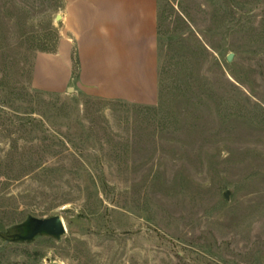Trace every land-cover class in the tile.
<instances>
[{
	"label": "rangeland",
	"instance_id": "374dc122",
	"mask_svg": "<svg viewBox=\"0 0 264 264\" xmlns=\"http://www.w3.org/2000/svg\"><path fill=\"white\" fill-rule=\"evenodd\" d=\"M158 6L143 106L35 89L64 1L0 0V264H264V0Z\"/></svg>",
	"mask_w": 264,
	"mask_h": 264
},
{
	"label": "crops",
	"instance_id": "0c3cea01",
	"mask_svg": "<svg viewBox=\"0 0 264 264\" xmlns=\"http://www.w3.org/2000/svg\"><path fill=\"white\" fill-rule=\"evenodd\" d=\"M63 1L57 51L37 57L34 88L62 94L73 87L97 99L155 106L158 0Z\"/></svg>",
	"mask_w": 264,
	"mask_h": 264
},
{
	"label": "water",
	"instance_id": "95a60500",
	"mask_svg": "<svg viewBox=\"0 0 264 264\" xmlns=\"http://www.w3.org/2000/svg\"><path fill=\"white\" fill-rule=\"evenodd\" d=\"M62 16L58 15L56 21L60 22ZM234 55L230 54L227 61L231 63ZM224 197L227 201L230 199V192H226ZM66 234V227L63 218L56 215L50 218H38L29 216L25 222L15 228V233L6 239V243H32L39 236H46L61 240Z\"/></svg>",
	"mask_w": 264,
	"mask_h": 264
},
{
	"label": "trees",
	"instance_id": "16d2710c",
	"mask_svg": "<svg viewBox=\"0 0 264 264\" xmlns=\"http://www.w3.org/2000/svg\"><path fill=\"white\" fill-rule=\"evenodd\" d=\"M42 51H43V52H46V51H48V50H47L46 48H42ZM51 52H54V51H51ZM77 73H78V67H77V64H76V62H75V75H77ZM0 236L3 237V234L0 233Z\"/></svg>",
	"mask_w": 264,
	"mask_h": 264
}]
</instances>
